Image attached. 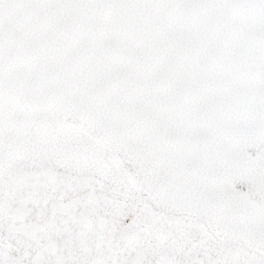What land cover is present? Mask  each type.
<instances>
[{
  "label": "water",
  "instance_id": "1",
  "mask_svg": "<svg viewBox=\"0 0 264 264\" xmlns=\"http://www.w3.org/2000/svg\"><path fill=\"white\" fill-rule=\"evenodd\" d=\"M264 254V0H0V119Z\"/></svg>",
  "mask_w": 264,
  "mask_h": 264
},
{
  "label": "rangeland",
  "instance_id": "2",
  "mask_svg": "<svg viewBox=\"0 0 264 264\" xmlns=\"http://www.w3.org/2000/svg\"><path fill=\"white\" fill-rule=\"evenodd\" d=\"M86 149L23 117L0 119V264H264L118 183Z\"/></svg>",
  "mask_w": 264,
  "mask_h": 264
},
{
  "label": "bare ground",
  "instance_id": "3",
  "mask_svg": "<svg viewBox=\"0 0 264 264\" xmlns=\"http://www.w3.org/2000/svg\"><path fill=\"white\" fill-rule=\"evenodd\" d=\"M19 124V123H18ZM7 125V124H6ZM10 127V126H9ZM16 127V126H15ZM8 130H9V128H8ZM14 132V131H13ZM6 135V134H5ZM8 137V136H7ZM13 140V139H12Z\"/></svg>",
  "mask_w": 264,
  "mask_h": 264
}]
</instances>
